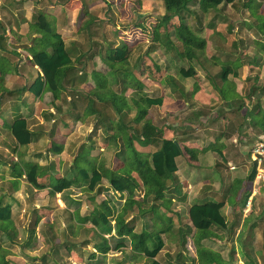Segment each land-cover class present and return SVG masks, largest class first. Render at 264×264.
I'll list each match as a JSON object with an SVG mask.
<instances>
[{"label": "crops", "instance_id": "obj_1", "mask_svg": "<svg viewBox=\"0 0 264 264\" xmlns=\"http://www.w3.org/2000/svg\"><path fill=\"white\" fill-rule=\"evenodd\" d=\"M81 5L82 4L78 6L76 4L75 7L80 8L82 7ZM75 9L76 8H74V11ZM42 11L46 14L48 19H51L53 23L55 22V15L46 10ZM32 16L33 15H31V18ZM17 18L18 22H23L24 20L22 19L25 18V14L22 18L19 16H17ZM26 18H28L27 15ZM28 24H26V26L23 25L24 30H21L23 29L22 27L18 30L15 26H11V32L14 33L16 37L12 44H8V46L6 45L7 41L5 42V36L9 33V27H6L5 33L3 31L0 32V35L2 34L3 36V38H0V62L5 67L8 65L6 63L8 60L7 52H11L10 54L14 53L17 60L21 57L25 58L24 60L27 61L25 64L26 67L20 70L14 68L12 64L10 65L11 67L8 69L9 72L6 71L7 73L4 78L6 82V84H4L5 90L0 92L1 95L4 92L7 94L11 92L15 94L22 93L20 89L24 85L12 90L8 85V81H19L22 82V84H26L27 81H32L38 73L41 74L40 69L28 60V56L31 57L30 51L26 47L30 45L31 38ZM213 28H216V25H214ZM56 30L60 32L58 28H56ZM216 32H218V30ZM61 35L63 38L62 33ZM85 39L90 41L89 38ZM260 41L261 44L259 46L261 48H258L256 53L249 55L245 52H243V55H240V50L244 51L246 46L244 47V44L243 46L237 44V49H234L236 43L232 41L230 43L232 51L225 53L224 58L214 56L212 52L207 53L205 45L202 51L203 55H199L200 53L198 52V56L191 60V65L195 69V75L193 77V82L190 84L177 71V57H174L170 61L166 59V63L168 64H160L158 62L157 64L160 66L159 71L156 70L155 64H153V71H156L155 73L157 74L153 73L152 77H142V75L139 77L137 73L140 71H137L135 73L136 77L142 81L144 85L140 93L132 87H126L122 92L123 87L120 82L110 86L112 92L122 96L121 101H123L124 107L120 114L114 110L111 104H107L104 100H100L99 96L98 98H93L97 82L99 81L95 79L96 77L93 71L98 70L102 75H107V68L101 66L103 62H100V51H98V55L84 52L79 55L75 54L76 56H73L74 54L70 52L71 58L75 62V67L78 70V75L82 73L83 79L79 81V78H76L73 86L69 84L67 90L61 91V93L65 94L64 97L66 101L63 102H66L67 108L63 109L57 106V111L54 112V114L58 116L49 117L53 123L50 127L51 130L49 134L40 130L35 132L29 127L34 132L32 141L25 146H20L16 143L7 124H10L15 116L20 115L27 120L29 126V114H26V111H29L28 109L31 108L25 101H21L22 95L16 96L17 102L15 103L19 104L24 102V109L27 107V109H25L26 111L21 109L23 108L22 106L17 108L14 107L15 103H12L11 107L8 108L10 109L11 119H5L4 116L0 115L2 125L9 133V141L7 143L12 144V147L16 148V154L19 155L18 158L17 155L16 158H14L17 159V161L23 160L38 163L41 166V175L37 177V181L43 186L40 187V189L32 186L24 179V175L20 178L13 177L11 174V163L5 164L2 168V160H0V168L6 173V175H4L3 172L0 173L1 176L2 174L5 176L3 180L0 179V199L2 204H10L11 213L14 212L15 205L20 206L21 204L20 207H22L24 213L27 205H24L22 202L20 203L16 195L20 187L15 188L14 186V184L20 183V180L29 185L27 186L28 189H33L35 197L39 198L38 201L40 199L44 200L47 194L49 197L52 195L53 202L50 204L51 207L57 209H62L64 207V210L68 209L71 212L69 214L70 218L76 223L75 216L79 212V203L76 206L75 200L73 201L75 197L70 194L72 197V199H70L68 195H65V200L63 198L62 200L60 196L62 193L56 192L55 194H51L49 193V189L57 178L62 176L67 178L75 177L77 169H71L69 173L66 174L57 173L58 171L55 173L51 163L48 161V157H43L37 151L30 153L31 147L35 145L36 142L40 144L44 142V140L47 142L49 140L48 136H51L52 139L50 138V142L61 144L63 146L61 152H63L64 143L58 142L59 140L57 141L55 136H58L62 130H64L65 133H69L70 131L74 133L76 127L83 126V124L88 125V127L92 125V130H90V132L97 130L100 128L99 124L91 123L89 125L86 123L87 121L95 122L97 115H100L104 118V123L106 125L104 128H109L111 125V129L113 128L114 130L113 133L110 132L107 135V140L110 138V140H112L113 150L109 147L111 146L110 142L106 144V147H101L100 150L105 151L109 149L108 154L117 152L121 159L120 153L124 146L119 149L116 142L119 135L122 137V131L119 130V125L121 124V127L124 126L126 127L125 129H129L130 126L140 125L143 120L147 119L150 120L153 125L161 129L163 137L173 138L182 148H190L196 152L194 159H191L186 153L175 158L177 164L175 177L173 180L168 181V186L165 191V197L170 199L168 203L169 208L166 210L168 215L171 216L172 219L174 218L173 224L191 225L189 208L193 203L202 202L206 199H213L222 201L223 204L219 212L224 219L225 227L220 228L213 225L211 228L216 235L213 233L211 237L201 239L200 247H196L192 241L195 252L193 255L191 254L190 257L194 258V264H264V180L257 178V167L251 157V147L257 140L264 137V43L262 42L263 40L260 39ZM64 42L67 47V42L65 40ZM67 48L69 49V46ZM214 48L221 49L220 43H214ZM16 51L18 54H15L17 53ZM101 53L106 55L103 51ZM248 53H250V51H248ZM233 54L235 56L232 57ZM77 57L79 58L78 60H76ZM216 58H219L222 62H231L235 64L237 66L238 75H231L226 81L222 82L219 74V62L215 61ZM213 81L216 82V86L213 85ZM82 86L84 88H82ZM101 91L102 90L98 89L97 92L100 94ZM47 92L49 91L44 92L42 96ZM23 93H26V95H33L27 91ZM145 93L150 97L161 96L163 101L161 105L150 106L145 118L137 121V117L133 116L134 114L136 116L138 114L133 99H139L142 94ZM33 97L38 99L41 98L34 95ZM71 98L77 99L74 100L75 106H71ZM81 100H83V102H81ZM108 106L112 107L114 117L108 116L107 111L110 112V110L107 109ZM86 114L88 115L87 117H85ZM47 117L48 115H46V119L44 120L49 121ZM106 117L109 119L111 118L110 121H108L109 123L105 121ZM134 117L135 119L133 120ZM58 118H60V120H58ZM70 118L74 120L72 121ZM69 119L70 122L72 121L71 123L68 122ZM72 124L74 125L70 127ZM91 137L92 134L87 135V145L84 144V140H81L80 144L86 147L87 150H82L83 154L80 150L77 151L75 156L70 159V166H74L76 160L79 158L91 161L96 159V156L91 153L88 155L89 151L95 148L92 146V144L95 145V143L91 140ZM4 146L7 147L6 144H4ZM138 146H140V150L134 148L139 153L146 151L147 156L150 154V146H141L139 143ZM59 153L53 152L52 154H55L58 158L57 166L61 169L64 165V158H60ZM118 155L117 158H119ZM140 155L147 157L143 153ZM253 171L254 176L250 178ZM106 183L108 184L107 179ZM4 184H8L7 188H5ZM74 186L78 187L81 193L82 189H84L83 191H87L83 182L80 185ZM100 186H102V190L99 192L100 195L105 191H111L102 183H100ZM87 192L94 193L93 191ZM96 196L97 195L93 194L90 196V199L94 201ZM108 196H110V194H107L105 198ZM105 198H102V200ZM248 200H250V204L247 206L246 202ZM38 201L33 205L34 208L38 209V211L35 209L33 212L35 217L32 224L35 226H37L39 222L42 223L47 216V214L40 213L48 211L42 208L45 206H38V203H41ZM74 203V210L69 209L70 205ZM183 208H186L185 215L183 213L181 214ZM162 209L165 208L162 207ZM88 215L86 220L90 223ZM48 220L52 223L53 216L51 215ZM13 221L15 223L13 215H11V222L14 225ZM69 221V223L72 222L71 220ZM190 228L191 231L187 232L192 233L193 239L194 228ZM0 236L6 239L5 234L0 233ZM87 245L82 246L84 248V246ZM73 249L72 247L68 250L72 253V256L76 254V250L73 251ZM115 251L119 254L125 250ZM211 255H213V257H211ZM212 258L215 259L212 260ZM214 260L215 262H213Z\"/></svg>", "mask_w": 264, "mask_h": 264}, {"label": "rangeland", "instance_id": "obj_2", "mask_svg": "<svg viewBox=\"0 0 264 264\" xmlns=\"http://www.w3.org/2000/svg\"><path fill=\"white\" fill-rule=\"evenodd\" d=\"M212 1L218 4V12L213 9L203 12L199 9L197 0H194L193 2H190V8L194 10L196 14L184 13L185 21L189 22L198 35L205 38V45L207 48L206 52H212L214 56L224 58L225 53L232 51L230 43L234 41L236 46H243V44L244 47L246 46L244 51L240 50V55H243V52L247 53V55L256 53L258 48H261L259 46L261 44L260 39L263 40L262 42L264 43V36H262L264 33L260 34L262 37L258 38V36L255 35L254 30L246 26V22L249 20L255 23L264 20V0ZM82 3L86 4L85 9H83V5H81L82 7L80 8L75 7L76 4L79 6ZM243 3H246V5H243ZM74 8H76L75 11ZM37 10H46L55 15L54 24L63 34V39L67 42V47L69 46V51L71 54H74L73 56L84 52L87 54L93 53L98 55V51H100V54L102 51L104 54H107L108 47H115L116 45H120L122 42H126L127 44H133L136 46L134 47L135 52L132 55L133 59H131V62L135 63L137 54L143 53L149 47L150 43L165 40L164 27L158 23L160 15L164 12L162 0H1L0 25H2L3 28H0V32L4 30L3 32L5 33L6 27H9V33L5 36L7 46L8 44H12L16 37L15 34L11 32V26H15L18 30L22 27L23 29L21 30H24L23 25L26 26V24L31 23V15L36 13ZM85 10L88 11L90 15H88V13L86 14ZM24 14L25 18L22 19L24 21L18 22L17 16L22 18ZM198 14H200L201 23L198 22ZM26 15L28 18H26ZM89 17L93 18V20L89 23V25H85V22ZM49 20L51 21V19ZM172 24H176V19L175 22L173 21L169 24V31L173 36ZM214 25H216V28H213ZM217 30L218 32H216ZM85 38H89L90 41H87ZM214 43H220L221 49H215ZM248 51H250V53H248ZM10 53L7 52L8 60L6 63L8 65L5 67L7 72H9L8 69L11 67V64L17 70L26 67L25 64L27 61L24 60L25 58L20 57L17 60L14 53ZM15 54H18V52ZM151 55L153 58L151 60L149 58H144L141 70L137 73L139 77H141V75L142 77H152L153 73L156 72L153 71L154 61L156 63L159 62L160 64H163L167 62L166 59H169L170 61L176 57L174 52L168 51L162 43L156 45ZM199 55H203V53L200 52ZM233 56L235 55L233 54L232 57ZM215 61L222 63L219 58H216ZM100 62L103 61L100 59ZM101 66L107 68L104 62ZM117 66L119 65L117 64ZM6 71L5 75L7 73ZM123 79L126 85H130L131 82H134L137 85L134 74H127ZM30 82L31 80L27 81L26 84H22V82L19 81H8V85L12 88V90H15L20 88L21 85H28ZM213 83V85L216 86V82L213 81ZM4 84H6L5 81ZM67 86L68 85L66 84V87ZM82 88L84 87L82 86ZM16 96H21V101H25L31 109L26 111L25 109H27V107L24 109V102L19 104L15 103L17 102ZM61 96L59 99H54L51 93L47 92L38 99L34 98L31 94L26 95V93L15 94L11 92L7 94L4 92L2 95L0 93V113H2L0 115L4 116L5 119L7 118L10 120L11 113L8 108L11 107L12 103H15L14 107L17 108L22 106L23 108L21 109L26 111V114H29V127H31L32 130L35 132L40 130L49 134L51 130L50 127L53 124L51 122V118L49 117L58 116L54 114V112L57 111L59 106L63 109L67 108L66 102H63L66 101L63 99L65 98V94L61 93ZM98 96L101 95L95 91L93 98H98ZM81 102H83V100H81ZM140 107H143V103ZM107 109L110 110V112L107 111L108 116L112 117L114 114L112 107L108 106ZM46 115H48L47 118L49 121L44 120L46 119ZM87 116L88 115L86 114L85 117ZM99 116L97 115L96 117L97 121H87L86 123L89 125L91 123L99 124V130L97 129L90 132V130H92V125L88 127V125L83 124V126L76 127L74 133L73 131L65 133V131L62 130L58 136H55V139L57 141L59 140L58 142H61L62 144L64 143L63 152L59 153L60 158H64V165L61 169L57 166L58 158L55 154H52V151L49 150L51 146V136H48L49 140L47 142H45V140L41 144L36 142V144L31 147L30 153L37 151L43 157L47 156L55 173L58 171L57 173L66 174L69 173L71 169H77L78 166L88 167L87 165L90 162L88 160H83V158L77 159L75 162L76 165L74 164V166H70L69 162L70 159L75 156L77 151L80 150L83 154L82 150H87V148L80 143L81 140H84V144L87 145V135L92 134L91 140L95 143V145L92 144V146L95 148L90 151L88 150L89 154H87L90 155L91 153L96 156V159L92 160L96 167L102 166L104 168H110L120 166L121 159L118 155L119 153L113 152L108 154L109 149L105 151L100 150L101 147H106V144H109V142L111 144L109 147L113 150L114 147L113 143H111L112 140H110L111 138L107 140V135L110 132L113 133L114 130L113 128L111 129V125L109 128H104V126H106L104 118ZM133 116L137 117L135 114ZM70 119L72 121L74 120L72 118ZM70 119L68 122H70ZM110 119L106 117L105 121L108 122ZM58 120H60V118H58ZM73 125L74 124L70 127ZM8 137V130L3 127L2 121L0 120V160H2V168L5 164L7 165V163H11L12 165V162H17V159H15L17 155L16 148L13 150V145L7 143L9 141ZM124 141L121 135H119L116 139L119 149L125 145ZM4 144H6L7 147L4 146ZM133 145L136 149L138 148L137 150H140V146H138L136 141H133ZM141 153L147 156L146 151ZM117 155L119 158H117ZM18 157L19 155H17V158ZM2 168H0V173L3 172V174L6 175V173L2 171ZM3 174L2 176L0 175L1 180L5 177ZM130 177L132 182L137 185H141V181L136 173H131ZM19 182L20 183L14 184L15 188L20 187L16 195L18 196L20 203L22 202L24 205H27V208L25 207L26 209L23 213L22 207H20L21 204L20 206H14V212L12 215L13 220H15L16 223L15 225L13 221L15 225L13 226L16 230L15 239L8 240L7 237L5 239L0 236V255L3 254L5 258L10 260L11 264H146L145 257L134 256L129 246L124 249L125 251H122L119 254L117 251L112 250L105 256L95 251L92 244L93 241H91L89 245L84 246V248L82 246L83 240L94 237L90 230L92 225L86 220L87 215L94 208L93 203H99L107 194H110V196L113 197L112 192L105 191L104 193H101L102 195L97 194L93 203L90 196L94 193L83 191L84 189H82L81 193L78 187L73 186L72 188L62 192L60 195L61 199H64L65 195H68V197L72 199L70 196L71 194L75 197V199L73 198V201L75 200L74 202L79 203V212L76 216L74 215L76 218V224L70 218L69 214L71 212L68 209L64 210V207L62 209L51 207L50 204L53 202L52 195L49 197L47 194L44 200L40 199L41 201H38L39 198L35 197L33 189H28L27 186L29 185L23 181L19 180ZM101 183L108 188L106 179H102ZM4 186L7 188L8 184H4ZM110 196H108V198ZM113 200L117 204L116 198ZM37 201L41 202L38 203V206H45L42 208H45L48 211H50L51 208V211H44L45 213H40L47 214V216L42 223L39 222V224L35 226L32 224L35 217L33 212L35 209L38 211V209L34 208L33 205ZM74 206L75 203L71 204L69 209L74 210ZM182 213L184 215L186 214V208L181 210V214ZM51 215L53 216L52 223L48 220ZM150 216L151 213H147L145 217L136 216V219L134 220L135 230L140 231L142 227L151 230L152 220L150 219ZM69 220L72 222L69 223ZM180 228L183 229L182 232H184L185 236L187 235L185 248L182 247V235L179 234ZM162 236L165 241V246L157 255V258L161 262L164 263L167 259H173L175 254L181 250H183V252L188 256L191 262L190 256L191 254L193 255L195 251L192 244V233L187 232L186 225L173 224L171 233L163 234ZM76 243L80 245L76 246ZM66 245L70 248L73 247V251L76 250V254L74 256H72V253L68 251ZM91 253H94L95 256H91ZM211 257H213V255H211ZM213 259L215 258H212V260ZM213 262H215V260Z\"/></svg>", "mask_w": 264, "mask_h": 264}, {"label": "trees", "instance_id": "obj_3", "mask_svg": "<svg viewBox=\"0 0 264 264\" xmlns=\"http://www.w3.org/2000/svg\"><path fill=\"white\" fill-rule=\"evenodd\" d=\"M193 1L162 0L164 12L160 15L158 23L164 27L165 40L150 43L143 53L137 54L135 63L131 62L132 55L135 52L134 47H136L133 44L122 42L119 46L108 47L106 55L101 53V60L107 66V75H102L98 70L93 71L95 79L99 80L95 91L102 90L100 92L102 96H99L100 100L111 104L114 110L120 114L124 107L123 101H121L122 96L112 92L110 86L120 82L123 87L122 92L126 87H132L140 93L144 85L135 73L141 70L144 58L153 59L151 53L156 45L160 43L165 45L168 51L174 52L177 57L176 68L180 75L189 84L193 82L195 69L191 65V60L198 56V52L203 51L206 44L205 38L198 35L189 22L185 21L184 13L196 14L190 8V2ZM197 4L203 12L209 11V9L219 11L218 4L212 0H197ZM82 5L85 9L86 4L82 3ZM243 5H246V3H243ZM85 12L90 15L88 11L85 10ZM198 15V22L201 23L200 14ZM175 19L176 24H172V36L169 31V24L175 22ZM92 20L93 18L89 17L85 25H89ZM246 26L252 28L258 38L264 36H260L264 33V20L255 23L247 21ZM0 28H3V26L0 25ZM29 29L31 35L30 45L26 47L30 51L31 59L29 56L28 59L40 69L41 74L38 73L20 91L22 93L27 91L36 97H41L44 92L49 91L54 99H59L61 98V91L67 90L66 84L73 86L76 78H79V81L83 79V74L78 75L75 62L71 58L70 51L66 47L61 33L56 30L53 21H50L42 10H37L33 14ZM0 38H3L2 34ZM234 49H237L236 45ZM78 59L77 57L76 60ZM154 64L156 70L159 71L160 66L155 61ZM218 65L222 82L226 81L231 75H238L237 66L233 63L222 62ZM5 71V66L0 62V92L5 90ZM127 74H134L137 85L134 82H131L130 85L124 83L123 78ZM69 75L70 77L67 79ZM74 100L73 98H71V102L69 100L71 106H75ZM133 101L138 111L136 119L140 121V119L145 118L150 106L161 105L163 100L161 96L150 97L145 93L139 99H133ZM142 103L143 107H140ZM7 127L18 145L25 146L32 141L34 132L29 128L24 117L15 116L10 124H7ZM125 128L124 126L121 127V124L119 125V130L122 131V137L125 139V145L120 153V166L96 167L94 162L88 160L90 162L87 165L88 167H77L75 177L62 176L57 178L55 183L50 186L49 193H62L83 182L87 191H93L94 195H97L102 189V186H100L102 179L106 178L108 190H111L110 192L116 198L117 204L111 196L106 197L97 204L93 203L92 200L94 208L90 211L88 220L92 224L90 230L94 238L85 239L82 242L83 245L93 241V248L103 256L110 250H124L129 246L134 256L145 257L146 264H194V258H191L190 262V259L182 250L178 251L173 259H167L164 263L157 258V255L165 246L162 235L171 233L173 227V219L167 213L170 199L165 197V191L168 181L173 180L175 177L177 170L175 158L186 153L191 159H194L195 150L182 148L175 139L163 137L161 129L147 119L143 120L140 125L130 126L129 129ZM134 140L141 146L151 147V152L147 157L141 156L134 148ZM62 148L61 144L52 142L49 150L59 153ZM40 169L41 166L36 162L18 160L12 164L11 174L17 178L24 175V179L29 184L40 188L43 187L37 181V177L41 175ZM131 173H136L141 185L131 181ZM253 176L254 171L250 178ZM75 203L77 206L78 202ZM222 205V201L206 199L202 202L193 203L189 208L191 225L187 226V231H191L190 227L194 228L192 241L196 247H200L201 239L211 237L213 234L211 227L213 225L220 228L225 227L224 219L219 212ZM162 207L165 209H162ZM147 213H151L152 229L148 230L142 227L140 231H136L134 225L136 216L145 217ZM11 215L10 204H2L0 199V233L5 234L8 240H14L16 235L11 222ZM182 231L183 229L180 228L179 234L182 235V247L185 248L187 235L185 236ZM76 246H78L77 243ZM66 247L68 250L70 249L68 245ZM91 254V256H95L94 253ZM0 264H11V262L1 254Z\"/></svg>", "mask_w": 264, "mask_h": 264}, {"label": "built area", "instance_id": "obj_4", "mask_svg": "<svg viewBox=\"0 0 264 264\" xmlns=\"http://www.w3.org/2000/svg\"><path fill=\"white\" fill-rule=\"evenodd\" d=\"M251 157L257 167V178L264 180V137H261L259 140H257L256 143L251 147ZM246 203L248 206L250 204V200H248Z\"/></svg>", "mask_w": 264, "mask_h": 264}]
</instances>
